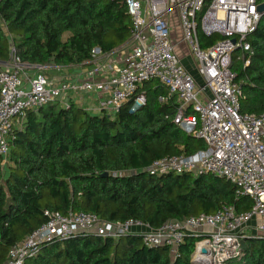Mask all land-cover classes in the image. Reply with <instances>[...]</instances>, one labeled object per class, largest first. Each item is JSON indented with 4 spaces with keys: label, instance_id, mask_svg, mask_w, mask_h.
<instances>
[{
    "label": "trees",
    "instance_id": "1",
    "mask_svg": "<svg viewBox=\"0 0 264 264\" xmlns=\"http://www.w3.org/2000/svg\"><path fill=\"white\" fill-rule=\"evenodd\" d=\"M131 31L127 7L119 1L0 0V62L9 61L15 49L30 65H81L96 47L112 52L127 45ZM248 41L254 49L250 66L241 60L234 67L244 93L241 112L260 114L264 17ZM144 89L146 104L136 111L128 103L112 116L99 115L74 101L69 109L56 101L29 111L14 129L6 164L0 156V264L14 245L47 223V211L93 213L108 222L135 219L158 228L223 207L238 213L252 208V200L238 199L234 185L219 176L144 172L157 159L191 156L206 147L173 122L176 96L157 81ZM200 240L187 235L172 261L168 248L146 247L139 236L74 234L47 244L25 264H193ZM245 243L240 256L226 264H264V238Z\"/></svg>",
    "mask_w": 264,
    "mask_h": 264
},
{
    "label": "built area",
    "instance_id": "2",
    "mask_svg": "<svg viewBox=\"0 0 264 264\" xmlns=\"http://www.w3.org/2000/svg\"><path fill=\"white\" fill-rule=\"evenodd\" d=\"M126 5L132 23L131 39L122 48L104 52L96 47L84 77L57 81L43 73V66L23 62L12 49L9 65L0 68V156L6 164L10 137L25 122L29 111L59 101L71 107L74 96L104 93L92 114L112 116L126 104L132 111L146 104L145 84L157 81L176 96L173 122L186 134L203 140L206 147L191 156L157 159L144 172L151 176L169 174H213L231 182L238 199L252 200V208L238 213L223 207L214 214H200L166 221L158 228L130 219L108 222L98 215L47 211V223L8 252L4 264H25L42 248L74 234L104 239L139 236L149 248L166 247L173 261L187 235L208 243V254L219 264L240 256L242 242L264 238V111L242 113L244 93L236 62L249 67L254 49L248 38L256 32L264 0H111ZM176 14L181 41L201 78L197 82L177 53L173 40L172 15ZM203 43H208L203 46ZM240 55L237 56L236 53ZM37 71V73H36ZM35 72L34 75L29 73ZM207 90L210 94H207ZM165 103L166 97H160ZM194 252V254H195ZM194 259V255H193Z\"/></svg>",
    "mask_w": 264,
    "mask_h": 264
},
{
    "label": "crops",
    "instance_id": "3",
    "mask_svg": "<svg viewBox=\"0 0 264 264\" xmlns=\"http://www.w3.org/2000/svg\"><path fill=\"white\" fill-rule=\"evenodd\" d=\"M10 61V60H9ZM9 61L0 62V68H5L9 65ZM43 73L50 78H54L57 81H75L81 77H84L85 72L88 69V65H70V66H44ZM35 72H30V75H34ZM37 73V71H36ZM104 93L91 94L88 96H74L73 101L76 105L87 109L92 106H97L100 98L105 97Z\"/></svg>",
    "mask_w": 264,
    "mask_h": 264
},
{
    "label": "rangeland",
    "instance_id": "4",
    "mask_svg": "<svg viewBox=\"0 0 264 264\" xmlns=\"http://www.w3.org/2000/svg\"><path fill=\"white\" fill-rule=\"evenodd\" d=\"M176 14L173 13L172 15V21H171V24L173 26V40H175L176 43H178V46H177V53L179 55V57L181 58L182 60V63L184 64V66L187 68L188 72L192 75V77L199 83H201V78L195 68V65H194V62H193V59L191 58V56L189 55L188 51H187V48L185 47V45H183L182 43H180L181 41V29L179 27V23L177 21V17H175ZM68 37V34H66L64 36V40ZM207 94H210V91L207 90ZM264 222V220L262 219H253L251 221V224H258V223H262ZM172 260V258H171ZM173 261V260H172Z\"/></svg>",
    "mask_w": 264,
    "mask_h": 264
},
{
    "label": "bare ground",
    "instance_id": "5",
    "mask_svg": "<svg viewBox=\"0 0 264 264\" xmlns=\"http://www.w3.org/2000/svg\"><path fill=\"white\" fill-rule=\"evenodd\" d=\"M203 248L208 249V243L205 241L198 244L196 252L194 254V261H196L198 264H219L214 260L213 256L203 255Z\"/></svg>",
    "mask_w": 264,
    "mask_h": 264
},
{
    "label": "water",
    "instance_id": "6",
    "mask_svg": "<svg viewBox=\"0 0 264 264\" xmlns=\"http://www.w3.org/2000/svg\"><path fill=\"white\" fill-rule=\"evenodd\" d=\"M260 10L263 11V10H264V6H261V7H260ZM103 176H104V177L108 176V173H105ZM245 247H246V243H245V242H242V249H244ZM202 253H203V254H208L207 249H206V248H203V249H202ZM192 263H193V264H198L196 261H194V259H192Z\"/></svg>",
    "mask_w": 264,
    "mask_h": 264
}]
</instances>
